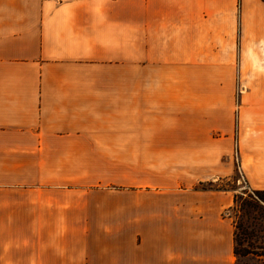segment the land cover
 Here are the masks:
<instances>
[{"label": "crops", "instance_id": "crops-1", "mask_svg": "<svg viewBox=\"0 0 264 264\" xmlns=\"http://www.w3.org/2000/svg\"><path fill=\"white\" fill-rule=\"evenodd\" d=\"M250 44L264 65V0H0V264H235L230 191L134 189L106 146L220 131L264 190V89L210 88ZM178 96L205 129L162 125Z\"/></svg>", "mask_w": 264, "mask_h": 264}, {"label": "rangeland", "instance_id": "rangeland-1", "mask_svg": "<svg viewBox=\"0 0 264 264\" xmlns=\"http://www.w3.org/2000/svg\"><path fill=\"white\" fill-rule=\"evenodd\" d=\"M247 53L249 64L236 66L232 82L227 79L215 84L211 82L210 88L222 91L235 90L236 100H239L238 92L242 90L264 89V65L257 63L255 45L250 44ZM205 88L208 86L202 84V89ZM189 102V99L179 96L170 99L164 115L172 117L173 120L169 118L162 125L167 127L185 123L190 129L202 121L200 125L205 129L207 122L204 120H208V115L202 114L206 109L203 104L202 113H178L182 106H187ZM144 126V123L140 126L138 124L136 134L135 131H131L133 136L135 134L136 145H129L127 139L126 144L106 146L115 161L134 167L136 178L135 186L132 187L134 189L152 187L153 190L161 186L176 189L219 188L217 190L230 191L233 203L227 214L235 226V264H264V202L258 199V195L264 197V194H256L241 172L236 139L230 142L220 131L209 134L204 130L206 135L201 136L202 138L194 144L191 137L195 130L192 128L189 130L190 138H187L184 144H171V140H167L170 142L169 145H145L147 133ZM123 180L128 181V178ZM129 188H131L129 185L122 183L120 192L122 217L129 216V207L135 195ZM140 197L141 200L144 199L141 192L136 194V200Z\"/></svg>", "mask_w": 264, "mask_h": 264}, {"label": "trees", "instance_id": "trees-1", "mask_svg": "<svg viewBox=\"0 0 264 264\" xmlns=\"http://www.w3.org/2000/svg\"><path fill=\"white\" fill-rule=\"evenodd\" d=\"M217 189H219V188H217ZM221 189V188H220ZM203 190H207L206 188H203ZM254 190V189H253ZM255 192H256V194H264V190H254ZM258 199L260 200V201H263L264 202V197H262V196H260V195H258Z\"/></svg>", "mask_w": 264, "mask_h": 264}]
</instances>
